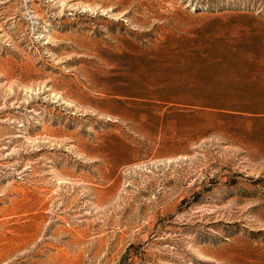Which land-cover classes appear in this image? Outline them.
I'll return each instance as SVG.
<instances>
[{
	"label": "rangeland",
	"instance_id": "rangeland-1",
	"mask_svg": "<svg viewBox=\"0 0 264 264\" xmlns=\"http://www.w3.org/2000/svg\"><path fill=\"white\" fill-rule=\"evenodd\" d=\"M0 264H264V0H0Z\"/></svg>",
	"mask_w": 264,
	"mask_h": 264
}]
</instances>
